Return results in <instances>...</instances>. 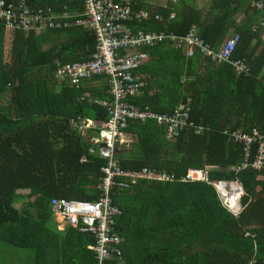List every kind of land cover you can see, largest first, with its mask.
<instances>
[{"label": "trees", "instance_id": "obj_1", "mask_svg": "<svg viewBox=\"0 0 264 264\" xmlns=\"http://www.w3.org/2000/svg\"><path fill=\"white\" fill-rule=\"evenodd\" d=\"M1 1L6 7L22 0ZM23 1L33 10L76 14L72 23L85 20L79 1ZM200 1L168 0L163 8L134 0L133 9L150 10L151 17L128 26L172 37L195 26L198 38L217 50L228 35L239 33L234 57L246 58L251 74L237 75L231 63L214 61L199 49L187 55L173 38L141 48L149 58L134 75L144 85L126 102L173 114L190 97L191 110L189 125L175 141L166 140L165 127L156 120L130 121L124 133L135 142L115 152L124 171L174 176L169 182L141 178L131 188H112V203L122 211L115 229L123 238L124 264H264V170L238 171L247 156L245 145L232 138L239 130L256 129L264 136V0H208L204 8ZM96 49L88 26L26 33L0 23V102L5 94L8 98L0 104V264L3 254L6 264H97L89 250L95 236L60 229L51 208L53 199L100 198L97 185L107 161L97 155L92 139L101 128L86 127L107 121L97 102L114 100L111 77L95 74L79 88H59L56 80L58 62L92 61ZM198 126L206 131L195 134ZM259 148V143L252 146L251 161ZM206 168L212 181L243 186L245 209L239 216L214 186L181 180L189 169ZM21 200L29 202L19 206Z\"/></svg>", "mask_w": 264, "mask_h": 264}, {"label": "built area", "instance_id": "obj_2", "mask_svg": "<svg viewBox=\"0 0 264 264\" xmlns=\"http://www.w3.org/2000/svg\"><path fill=\"white\" fill-rule=\"evenodd\" d=\"M82 2L85 8V20L72 23L76 14L69 12H56L53 8L31 9L24 1L15 4L0 2V23L8 29L20 30L30 33L32 30L40 33L49 28L63 29L72 26H88L97 38V49L92 61L74 63V65H62L58 62L57 79L59 85L69 84L79 88L81 83L90 79L95 74L110 76L112 91L115 95L110 102H97L107 112V121L98 125L101 128L97 137L92 140L97 146L96 152L100 158L107 162L102 167V176L99 179L97 189L100 198L95 202L68 201L54 199L51 207L53 210L66 206L65 211L56 216V221L68 224H81L83 231L91 233L96 238V245L90 250L95 253L98 264H124L123 238L116 232L117 219L122 216V211L112 203L111 190L119 187L131 188L139 179L145 178L159 182L174 181V176L165 172L157 173L143 169L140 172L124 171L119 166L115 157L119 142L122 141L124 132L130 121L156 120L159 125L165 127V138L175 141L180 132L189 125L191 98L186 103L179 105L173 114H158L149 108L133 106L126 102L131 97L141 93L144 83L141 82L135 72L144 66L149 54L141 50L143 47H155L162 41L173 38L175 44L182 47L187 55L194 53L196 49L209 55L214 61L228 62L239 74H248L250 68L245 59H234V50L240 40L239 36L227 39L219 49H213L200 40L193 27L184 37H172L164 33L133 32L128 26L129 22L151 17L150 12L133 9L134 0H75ZM175 15H172V18ZM160 19V16H156ZM121 51H124L123 55ZM90 121L86 128L93 126ZM83 130V127L81 128ZM206 127L198 126L195 134H203ZM228 134V133H227ZM258 130L252 133L235 131L232 138L236 143L245 145L247 159L237 169H253L259 172L264 170V142ZM255 143L260 144L258 156L250 159L251 149ZM124 176L128 182H117L116 178ZM183 182H204L214 186L224 205L230 212L239 216L243 211L242 199L245 191L237 181H212L210 170L189 169L181 178Z\"/></svg>", "mask_w": 264, "mask_h": 264}, {"label": "rangeland", "instance_id": "obj_3", "mask_svg": "<svg viewBox=\"0 0 264 264\" xmlns=\"http://www.w3.org/2000/svg\"><path fill=\"white\" fill-rule=\"evenodd\" d=\"M170 1H172V0H170ZM150 2L151 3H153V4H156V5H151L152 7L153 6H158V5H161V4H163V3H167L168 2V0H150ZM208 4H210V2L208 1V0H202V1H200V3H199V6L200 7H202V8H204L205 6H207ZM6 96V94L4 95V97H3V99L1 100V102H0V104L3 106V105H5V103L8 101V98L7 97H5ZM128 137V136H127ZM129 139H130V137H129ZM131 140V139H130ZM135 142V139H133L132 141H129V144H126V142L125 143H122L121 144V146H128V147H131L132 146V144ZM261 180H264V177H261L260 178ZM35 201V199H32V202H34ZM21 203H19L18 205L20 206L22 203L23 204H27V202H29V200H21L20 201ZM7 255H2V263L3 264H6L7 262H8V260H7ZM20 262H18L19 264H21V263H23L24 264V261H22V260H19Z\"/></svg>", "mask_w": 264, "mask_h": 264}, {"label": "clouds", "instance_id": "obj_4", "mask_svg": "<svg viewBox=\"0 0 264 264\" xmlns=\"http://www.w3.org/2000/svg\"><path fill=\"white\" fill-rule=\"evenodd\" d=\"M118 1H120V0H118ZM172 1L176 2V0H172ZM256 6H257V5H256L254 2H251V7H256ZM157 7H162V6L158 5ZM150 14H151V13H150ZM173 14H174V13H173ZM173 14H172V15H173ZM154 15H155V19H156V16H158V15H156L155 13H154ZM174 15H175V14H174ZM159 16H160V15H159ZM174 17H175V16H174ZM174 17H173V18H174ZM171 18H172V16H171ZM173 18H172V19H173ZM160 19H161V16H160ZM160 19H156V20H160ZM193 27L195 28V31H196V27H195V26H192L191 29H192ZM191 29H190V30H191ZM190 30H189V31H190ZM196 32H197V31H196ZM236 36H239V37H240V40H239V42L237 43V46H238V44H239L240 41H241V35H240L239 33L231 34L230 36L227 37V39H230V38H233V37H236ZM183 37H184V36H183ZM227 39H226V40H227ZM226 40H225V41H226ZM225 41H224V42H225ZM224 42H223V44H224ZM223 44L221 45V47L223 46ZM237 46H236V48H237ZM221 47H220V48H221ZM220 48H219V49H220ZM236 48H235V49H236ZM213 49H214V48H213ZM219 49H218V50H219ZM216 50H217V49H216ZM234 52H235V50H234ZM234 59H245L246 62H247V65H248L249 68H250V72H249L248 74H239V72H237V71L235 70V68H234V70H235V72H236L237 75H246V76H247V75H250V74H251V66H250V63L247 61L246 58H235V57H234ZM57 65H58V63H57ZM57 67H58V66H57ZM57 71H58V70H57ZM56 80H57L58 87H59V88L63 87V86L59 85V82H58V79H57V72H56ZM84 82H85V81H84ZM84 82H82V83H84ZM82 83H81V84H82ZM189 98H190V97H189ZM106 115H107V113H106ZM106 119H107V117H106ZM93 122H95L96 124H97V123H104V122H101V121H99V122H97V121H93ZM105 122H106V121H105ZM100 127H101V126H100ZM194 132H195V131H194ZM124 135H125V133H124ZM97 136H98V133H96L94 137H97ZM94 137H93V138H94ZM123 137H124V136H123ZM93 142H94V141H93ZM121 144H122V141L119 142L118 147H119ZM94 146L97 148V146L95 145V143H94ZM118 147H117V149H118ZM255 171H256V170H255ZM258 172H259V171H258ZM263 177H264V176H263ZM237 182H238V181H237ZM242 187H243V186H242ZM243 189H244V188H243ZM244 191H245V190H244ZM245 195H246V193H245ZM245 195H244V196H245ZM244 196H243V198H244ZM53 200H54V199H53ZM53 200H52V201H53ZM65 200H66V199H65ZM242 200H243V199H242ZM52 201H51V204H52ZM68 201H70V200H68ZM51 208H52V207H51ZM244 209H245V208H244ZM52 211H53V209H52Z\"/></svg>", "mask_w": 264, "mask_h": 264}, {"label": "crops", "instance_id": "obj_5", "mask_svg": "<svg viewBox=\"0 0 264 264\" xmlns=\"http://www.w3.org/2000/svg\"><path fill=\"white\" fill-rule=\"evenodd\" d=\"M148 4H149V5H150V4H151V5H156V4L151 3L150 0H148ZM151 5H150V6H151ZM160 6H162L163 8H165V7L167 6V3L165 2V3L161 4ZM153 7H157V6H153ZM134 9H135V8H134ZM135 10H136V9H135ZM136 11H142V10H136ZM145 11L150 12V10H145ZM244 17H245V16L242 14V15L240 16V20H242ZM187 34H188V33H187ZM187 34H186V35H187ZM231 34H232V33H231ZM231 34H230V35H231ZM230 35H228V36H230ZM226 39H227V38H226ZM226 39H225V40H226ZM173 45L176 47L175 42L173 43ZM210 72H211V71H208V75H207V76H208V77H213V73H211V75H209ZM199 73H200V74H203V70L200 69V70H199ZM142 77H143V76H142ZM94 121H95V120H94ZM97 122H99V121H97ZM96 125H100V126H101V124H96V123H94V124H93V127L96 126ZM127 136H128V137H127ZM129 137H130L131 140L129 139ZM133 139H134V137H131V136H129L128 134H125L124 137H122V143H125V142H126V144H129V141H132ZM100 178H101V177H100ZM59 223H60V222H59ZM61 224H62V223H61ZM65 227H69V226H66V225L63 224V225H61L59 228H60V229H64ZM92 247H94V246H92ZM90 248H91V247H89V250H90ZM90 251H91V250H90ZM91 252H93V251H91ZM122 252H123V251H122ZM93 254H94V256H95V253H94V252H93ZM123 258H124V256H123ZM95 261H96V263L98 264V262H97V260H96V256H95Z\"/></svg>", "mask_w": 264, "mask_h": 264}, {"label": "bare ground", "instance_id": "obj_6", "mask_svg": "<svg viewBox=\"0 0 264 264\" xmlns=\"http://www.w3.org/2000/svg\"><path fill=\"white\" fill-rule=\"evenodd\" d=\"M65 208H66V206L62 205L59 209L53 210V213L55 214V216L61 217L60 214H62L65 211ZM68 225H69L70 228H78L80 232L88 233V232L83 231V227H82L81 224H77V223L71 224V223H69Z\"/></svg>", "mask_w": 264, "mask_h": 264}, {"label": "water", "instance_id": "obj_7", "mask_svg": "<svg viewBox=\"0 0 264 264\" xmlns=\"http://www.w3.org/2000/svg\"><path fill=\"white\" fill-rule=\"evenodd\" d=\"M104 117L106 118V117H107V115L105 114V115H104Z\"/></svg>", "mask_w": 264, "mask_h": 264}]
</instances>
